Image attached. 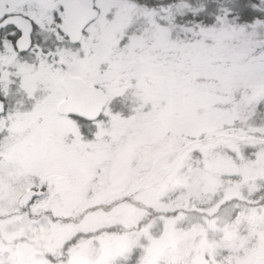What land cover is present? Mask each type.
Segmentation results:
<instances>
[{
    "label": "snow or ice",
    "instance_id": "6c2138e0",
    "mask_svg": "<svg viewBox=\"0 0 264 264\" xmlns=\"http://www.w3.org/2000/svg\"><path fill=\"white\" fill-rule=\"evenodd\" d=\"M0 264H264V0H0Z\"/></svg>",
    "mask_w": 264,
    "mask_h": 264
}]
</instances>
